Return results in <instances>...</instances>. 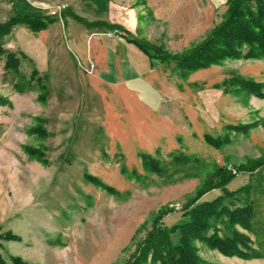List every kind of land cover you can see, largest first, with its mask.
<instances>
[{
	"label": "rangeland",
	"instance_id": "rangeland-1",
	"mask_svg": "<svg viewBox=\"0 0 264 264\" xmlns=\"http://www.w3.org/2000/svg\"><path fill=\"white\" fill-rule=\"evenodd\" d=\"M109 1L125 26H132L128 12L136 11L133 38L184 56L224 21L229 0ZM119 1L127 11L119 13ZM85 20L105 24L108 37L126 35L109 18ZM9 35L2 47L20 63L17 72L7 71L6 55H0V260L126 264L158 216L160 225L172 228L187 221L194 206L227 192L234 193L223 199L231 208L254 199L252 221L264 228V96L224 83L241 76L264 84V57L230 58L185 75L175 61L149 58L142 78L155 97L143 91L133 108L128 98L117 108L114 89L88 76L95 64L60 60L58 68L40 72L7 44ZM34 68L44 86L36 77L17 91L14 83L29 79ZM144 154L160 169L147 168ZM217 171L223 178L198 196ZM224 219L207 234L216 230L223 237L234 229L257 247L253 230ZM6 232L19 239L4 238ZM171 238L177 243L179 231ZM193 243L205 264H264V258L226 256L200 239Z\"/></svg>",
	"mask_w": 264,
	"mask_h": 264
},
{
	"label": "trees",
	"instance_id": "trees-1",
	"mask_svg": "<svg viewBox=\"0 0 264 264\" xmlns=\"http://www.w3.org/2000/svg\"><path fill=\"white\" fill-rule=\"evenodd\" d=\"M87 26H97L101 22H89L82 17L76 16ZM55 17L40 15H15L4 23H0V55H6L5 69L17 72L20 59L14 52H9L2 47L4 36L11 33L13 27L17 24H24L32 31L45 29L49 23L53 22ZM115 27L122 30L119 25ZM132 41L150 58L158 59L162 62L175 61L178 70L185 75L193 69L205 67L212 63H222L230 58H261L264 57V0H229L228 9L224 21L218 25L209 36L187 52L184 56L171 55L167 53L162 46L153 44L147 40ZM21 57L27 56L21 53ZM38 76V71L34 68L28 78H22L14 83L17 91H24L30 88L32 82ZM25 79V80H24ZM28 79V80H26ZM37 83L40 87L41 78L37 77ZM228 86L264 96V84L241 76H233L224 82ZM44 93V92H43ZM243 131V128H238ZM35 130L40 135L45 131L37 124ZM208 142L219 145L221 140L207 135ZM40 158L43 157V151H36ZM176 159H179L176 157ZM143 163L147 168L160 169L159 163L154 161L148 154L143 155ZM219 175V177L217 176ZM223 175L220 171L214 172L203 182L198 191V196L208 191L213 182L221 180ZM108 191H114L113 188H106ZM227 195L234 193L227 192L223 196L215 198L213 201L200 203L188 211L189 219L176 224L172 228L162 226L158 223L161 218L158 216L153 224V229L148 232L146 237L139 242L137 252L133 254L132 259L126 264H148L147 254H151L149 264H205L196 255L194 240L200 239L211 248H216L226 256H238L243 259L264 258V228L254 225L252 218L254 215L255 202L245 201L242 207L231 208L226 205L223 199ZM230 227L235 223L247 227L254 231L256 235L257 247L250 246V239L245 233L232 230L231 235L220 236L214 230L211 234L207 232L215 227L216 221L225 220ZM179 231L180 238L177 243L171 238V234ZM7 239H19L11 232L2 235ZM15 264H27L20 257H13ZM0 264H6L0 260Z\"/></svg>",
	"mask_w": 264,
	"mask_h": 264
},
{
	"label": "crops",
	"instance_id": "crops-1",
	"mask_svg": "<svg viewBox=\"0 0 264 264\" xmlns=\"http://www.w3.org/2000/svg\"><path fill=\"white\" fill-rule=\"evenodd\" d=\"M109 2V0H0V23L18 14L50 16L51 8L66 3L68 7L63 11L62 18H55L45 29L32 31L24 24L15 25L7 37V44L14 45L15 49L25 54L35 63V67L44 73L49 69L58 68L57 62L60 60L69 61L74 67L77 61L95 64L94 70L88 76L92 75L101 84L114 89L115 98L111 100L117 108L119 101L122 102L124 98L129 99V106L133 108L134 103H138L141 92L155 97L154 89L145 78H142L150 68V61L132 41L134 34L132 27L137 20L136 11L131 9L128 12L127 21L132 26H125L115 17L116 10ZM134 3L135 1H132V5ZM127 10L119 1V13ZM76 16L93 20L109 18L113 23L120 24L126 35L108 37L104 31L105 24L87 26ZM119 92L122 93L121 96Z\"/></svg>",
	"mask_w": 264,
	"mask_h": 264
},
{
	"label": "built area",
	"instance_id": "built-area-1",
	"mask_svg": "<svg viewBox=\"0 0 264 264\" xmlns=\"http://www.w3.org/2000/svg\"><path fill=\"white\" fill-rule=\"evenodd\" d=\"M67 8V5L65 3L59 4L54 8H51L50 10V15L52 17H59L61 18L63 11ZM119 30H114L110 35L113 36L117 34ZM92 67L94 66L93 64L91 65Z\"/></svg>",
	"mask_w": 264,
	"mask_h": 264
}]
</instances>
